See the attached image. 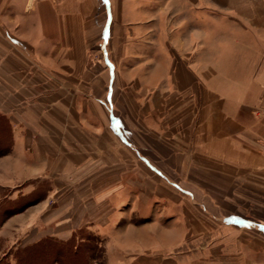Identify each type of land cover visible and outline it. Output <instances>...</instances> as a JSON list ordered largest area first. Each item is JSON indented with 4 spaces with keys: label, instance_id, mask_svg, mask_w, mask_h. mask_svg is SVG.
Wrapping results in <instances>:
<instances>
[{
    "label": "crops",
    "instance_id": "0c3cea01",
    "mask_svg": "<svg viewBox=\"0 0 264 264\" xmlns=\"http://www.w3.org/2000/svg\"><path fill=\"white\" fill-rule=\"evenodd\" d=\"M96 3L101 19L92 0H0V190L45 186L0 239L264 264V0Z\"/></svg>",
    "mask_w": 264,
    "mask_h": 264
},
{
    "label": "rangeland",
    "instance_id": "374dc122",
    "mask_svg": "<svg viewBox=\"0 0 264 264\" xmlns=\"http://www.w3.org/2000/svg\"><path fill=\"white\" fill-rule=\"evenodd\" d=\"M93 5L90 6L91 13L96 18L101 19V9L92 0ZM100 21V20H99ZM97 38V37H96ZM89 62L95 70L101 71L105 68L101 64L99 48L94 45L90 48ZM10 131L4 120H0V154L9 147ZM26 190L29 184L24 185ZM45 190L44 185H39L37 189L27 195L20 192L18 195L9 200L4 196L7 191H1L0 202V218L7 213H16L22 207L37 201L39 195ZM3 192V193H2ZM22 194V195H20ZM227 224V223H225ZM20 235L15 236L12 241L13 246L9 247L10 242L4 243L0 239V264H102L101 240L90 236L85 232L79 234L78 238L69 240L54 239H22ZM7 240V239H6Z\"/></svg>",
    "mask_w": 264,
    "mask_h": 264
},
{
    "label": "trees",
    "instance_id": "16d2710c",
    "mask_svg": "<svg viewBox=\"0 0 264 264\" xmlns=\"http://www.w3.org/2000/svg\"><path fill=\"white\" fill-rule=\"evenodd\" d=\"M6 150H7V149H6ZM6 150H4L1 154L5 153Z\"/></svg>",
    "mask_w": 264,
    "mask_h": 264
},
{
    "label": "built area",
    "instance_id": "2783aa9c",
    "mask_svg": "<svg viewBox=\"0 0 264 264\" xmlns=\"http://www.w3.org/2000/svg\"><path fill=\"white\" fill-rule=\"evenodd\" d=\"M263 115H264V111H263Z\"/></svg>",
    "mask_w": 264,
    "mask_h": 264
}]
</instances>
